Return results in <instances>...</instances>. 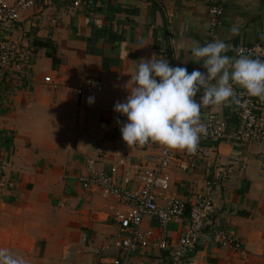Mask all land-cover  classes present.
I'll list each match as a JSON object with an SVG mask.
<instances>
[{"label": "crops", "instance_id": "crops-1", "mask_svg": "<svg viewBox=\"0 0 264 264\" xmlns=\"http://www.w3.org/2000/svg\"><path fill=\"white\" fill-rule=\"evenodd\" d=\"M210 4L42 0L4 31L16 53L0 72V248L27 264H110L120 256L119 250L105 247L121 232L114 214L130 207L96 186L84 188L79 177L90 176V161L95 173L109 174L125 160L115 180L137 191L138 169L158 165L159 148H122L118 143L122 125L116 121L126 122V117L113 110L114 104L129 94L125 85L141 58L156 53L176 66L191 57L190 73L203 71L202 61L195 63L191 54L196 44L223 40L229 57L239 47L264 44V0H229L216 29ZM88 82L102 85L103 91L80 96L77 86ZM234 89L247 93L238 85ZM89 96L95 97L92 105ZM208 121L225 123L226 137L207 144V155L196 168H179L188 153L180 150L171 165L167 196L186 203L185 217L165 229L145 217L142 229L153 233L151 242L167 247L141 248L133 264H264V144L242 145L234 138L239 119L233 100L202 106L201 122ZM230 165L233 173L221 183L220 175ZM127 170L129 183L124 181ZM209 189L215 208L204 234L190 254L175 259L174 247L197 194ZM218 229L240 242L243 251L220 245L212 235Z\"/></svg>", "mask_w": 264, "mask_h": 264}, {"label": "built area", "instance_id": "built-area-1", "mask_svg": "<svg viewBox=\"0 0 264 264\" xmlns=\"http://www.w3.org/2000/svg\"><path fill=\"white\" fill-rule=\"evenodd\" d=\"M42 0H17L9 3L7 0H0V72H5L11 65L16 53L13 44L4 36V31L11 29L18 22L22 14L35 7ZM159 2L161 0H155ZM229 0H211L208 10L212 16V27L216 29L220 24V18L224 15ZM76 2L75 5H78ZM214 34V30L212 32ZM252 58L264 60V44L255 46H242L237 48ZM236 49V50H237ZM46 82H51L50 78H45ZM80 96L88 94H100L103 91L102 85H94L90 82L81 83L77 86ZM238 101V102H237ZM233 105L239 119V127L234 132V138L242 145L264 144V101L258 97L249 96L247 93H237ZM206 128L201 135L197 151L187 153L180 160L179 168L186 172L197 167V160L207 155V144L210 141H217L226 137L227 125L219 122H202ZM119 146L122 148L143 149L156 147L160 149L158 165L155 168H141L137 172V181L140 189L130 191L122 188L115 180V174L121 166L125 167V160L120 162V166L111 168L110 173L97 172L92 169L94 162L90 161L89 168L91 174L81 175L79 181L86 189L96 186L105 195H115L131 211H118L114 214L115 220L121 226V232L116 237L112 245L106 246L105 251L115 248L120 251V256L114 258L110 264H133L134 254L141 248L150 246L166 249L165 242H151L153 233L143 230V219L152 217L156 219L161 227L165 229L170 223L180 222L186 215V203L173 197H168L172 185L171 165L177 160L176 150H169L166 147L149 142L145 145H127L121 138ZM93 170V171H92ZM233 166H228L220 175V182L225 183L232 175ZM124 181H131L130 171L127 170ZM207 185L211 187V182ZM164 198V203L159 202V198ZM215 200L212 191L204 190L197 194L195 203L192 205L188 215V225L177 245L174 247L175 259H182L190 254L201 240L207 222L214 213ZM222 246H228L234 251H243L242 244L234 240L224 232V230H214Z\"/></svg>", "mask_w": 264, "mask_h": 264}, {"label": "clouds", "instance_id": "clouds-1", "mask_svg": "<svg viewBox=\"0 0 264 264\" xmlns=\"http://www.w3.org/2000/svg\"><path fill=\"white\" fill-rule=\"evenodd\" d=\"M233 32L237 29L233 28ZM229 45L215 39L191 48L195 63L202 61L201 71L187 69L191 57L181 65L171 66L169 60L156 53L141 58L125 85L129 94L114 104V111L126 117L120 132L127 145L158 143L169 150L195 153L206 128L201 122V108L236 100L234 85L249 96L264 101V60L252 58L241 50L235 57L226 53ZM94 96L87 98L92 105ZM238 102V101H237ZM0 264H27L25 259L8 248H0Z\"/></svg>", "mask_w": 264, "mask_h": 264}]
</instances>
